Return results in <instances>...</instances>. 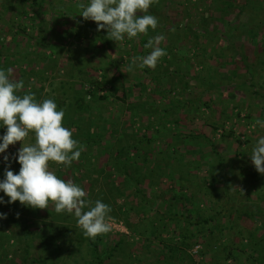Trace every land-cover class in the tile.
I'll list each match as a JSON object with an SVG mask.
<instances>
[{
    "label": "rangeland",
    "instance_id": "374dc122",
    "mask_svg": "<svg viewBox=\"0 0 264 264\" xmlns=\"http://www.w3.org/2000/svg\"><path fill=\"white\" fill-rule=\"evenodd\" d=\"M221 1L225 0H153L148 11L158 18L155 30L97 43L92 32L90 37L84 35L97 30L96 23L79 16L78 4L87 0H40L35 8L20 0H0V68L10 69L11 78L22 83L18 94L31 92L38 101L50 98L63 108V126L83 146L70 166L50 162V170L57 176L87 175L81 182L86 199H100L111 207L112 229L99 235L101 251L114 249L105 264H160L159 253L166 251L160 240L180 243L177 234L185 227L163 230L164 222H157L152 210L125 215L122 207L132 198L119 197L116 191L108 194L109 182L91 172L102 166L104 174L113 170L107 152L109 147L114 151V142L125 135L142 141L141 155L150 153V166H143L136 178L157 211L186 218L220 212L201 230L190 229L201 232L195 238L199 244L190 251L195 264H264V229L236 217L251 211L264 226V174L255 171L249 157L256 140L264 136V127L256 125L258 119L264 120V53L256 56L264 48V0L248 4L227 0L232 6L225 11ZM241 5L246 6L236 22V7ZM200 27L207 32H198ZM65 30L71 34L65 36ZM75 31L84 34L76 36ZM98 34L105 39L104 29ZM158 34L165 37L160 45L166 49L165 57L182 59L184 80L170 74L177 63L168 64L170 58H161L155 68L135 65V57L151 51L145 53L136 43ZM234 44L244 45L254 62L251 75L231 55ZM116 67L124 75V89ZM103 75L113 78L111 83H105ZM112 85L118 89L115 94ZM102 136L99 147H85L87 141ZM144 138L151 139L149 149ZM30 143H34L32 133L10 145L6 153ZM134 154L131 151L129 156ZM2 155L0 179L5 170ZM19 167L11 161L14 174ZM19 206L18 202L0 204V213L6 214L0 220L2 258L14 249L12 258L19 264L25 245L21 221L28 220L36 258L45 264H92V239L83 236L73 214L57 213L49 206L29 216ZM8 214H15L17 222ZM149 225L154 234L149 233Z\"/></svg>",
    "mask_w": 264,
    "mask_h": 264
},
{
    "label": "clouds",
    "instance_id": "9594fccd",
    "mask_svg": "<svg viewBox=\"0 0 264 264\" xmlns=\"http://www.w3.org/2000/svg\"><path fill=\"white\" fill-rule=\"evenodd\" d=\"M153 0H87L79 3L83 19L96 23L97 31L106 30V37L114 42L136 38L155 30L158 18L148 10ZM163 34L155 35L144 45L151 51L135 57L139 68H155L158 61L166 55L161 47ZM23 87L21 82L11 78V70L0 68V154L5 163L3 179H0V204L18 201L31 209H45L51 206L55 212L73 214L84 237L95 239L112 229L111 207L97 199H86L83 187L71 180L58 177L50 170V162L68 167L80 157L83 146L73 138L71 129L63 126V108L57 107L53 99L38 101L35 94H18ZM256 125L264 127V120ZM34 135V143L25 144L13 154H7L10 145L23 142L29 134ZM255 171L264 174V136H260L249 155ZM19 164L14 174L10 163ZM4 197H7L5 201ZM6 214L0 213V220Z\"/></svg>",
    "mask_w": 264,
    "mask_h": 264
},
{
    "label": "trees",
    "instance_id": "16d2710c",
    "mask_svg": "<svg viewBox=\"0 0 264 264\" xmlns=\"http://www.w3.org/2000/svg\"><path fill=\"white\" fill-rule=\"evenodd\" d=\"M20 1L24 2V3H28L29 6H31L33 8L38 7L40 5V0H20ZM250 1L247 0L246 4H248ZM221 2L224 4L222 11H225L228 8V6H230V4H229L230 2H228L227 0L221 1ZM231 6H230V8H231ZM245 6L246 5H241L239 7H236V9H237L236 15L237 16L234 19V21L237 22L238 16H240L243 13ZM230 26H231V29H234L232 24ZM231 29L229 30V32H231ZM76 31L74 33V35H76V36L84 34L83 32H76ZM91 32L93 33V37L94 36L97 37V38H95L97 43H100L103 40L104 41L108 40L106 37V30L105 29H104L105 39L101 35L98 34L99 31L94 30V29H92L91 31H88L84 35L86 37H88V36L90 37V35H92ZM198 32L205 33L207 31H206V29L200 27ZM64 33H65L64 34L65 36H67V34H71L67 30H65ZM149 37L150 36L144 37L143 39L138 41L136 44L139 45V47H144V45L147 43V39H149ZM193 37H197V36L193 35ZM90 47L95 48L96 46L93 47V45H90ZM244 47H245L244 45H237V44L232 45L231 55L234 57V59L235 58L239 59L238 61L243 65V68L245 70L246 75H251L252 66L254 65V62L253 61L251 62V60L249 59V56L247 55L245 49H243ZM138 50H139V48H138ZM141 51H142V49L139 50L140 54H141ZM147 51H148V48L144 47V52L147 53ZM261 53H264L263 47L259 52H257L256 56H258V55L260 56ZM166 58H168V57H165V56L162 57V59L167 60ZM170 59H173V60H170ZM170 59L167 61L168 64L169 63L174 64L175 61L177 62L176 65L174 64V70H172L170 74L175 75V76H179L180 80H184L186 76L181 73V71H182V68H181L182 59L176 58V56H173ZM234 59L232 58L231 62H233ZM185 62L188 63L189 60L185 59ZM116 69H117V74L120 77V82H119L120 88L122 87V89H124V87H123L124 75L118 71V67H116ZM102 77L104 80L107 79V81L105 83H111V80L113 79V78L111 79L110 77L108 79L105 75H103ZM154 81H158V79L155 78ZM184 86L185 87L187 86L186 82H185ZM209 86H210V88H212V85H209ZM111 87H112L113 93L114 94L117 93L118 89L113 85ZM238 88H240V87H238ZM144 91H145V88L142 87V92H144ZM124 94H126V93L124 92ZM100 99L105 100L106 97H101ZM81 103H82V101H80V104ZM74 126L76 127L77 125L76 124L72 125V127H74ZM0 131H1V129H0ZM113 136H114L113 133H111V137H113ZM103 139H104V137L102 136L96 141L89 140L86 142L85 147L86 148H93V147H97V146L99 147L100 141ZM114 143H115L114 145H117L116 149L113 151L112 148L109 147V150L107 152L109 154V158H110L109 164H111L113 166V170L104 174V170H103V166H102L97 173H95L92 170H91V172L94 173L95 176H99L100 178H103V180H106L109 182V185H111L112 187L107 190L108 194H112V192L116 191L118 193L119 197H124V195H126L128 198H132L130 205L128 204V205H125L124 207H122L125 215L126 214L127 215L136 214L139 211L142 213H147V212H150L152 210L155 218L157 219V222H162V221L164 222L162 225L163 230H164V228L166 230L168 227L175 226L176 231H180L179 228L181 227V225H185L183 230L177 234L179 236L180 243H177V242L173 243V241H172V242L167 244L166 240H162V239L160 240V242L162 243V247L166 248V251H162L161 253H159V256L157 259L158 263H160V264H184V262H185V264H186V262H188V264H195L194 258L190 254V251H191L193 246H196L199 244L195 238H196V236L197 237L201 236V235H197V234H200L201 232L197 231V232L191 233L190 229L192 227H195V228L199 227L201 230V227H204L207 224H211L212 222H215L216 219L219 216H221L220 212L216 213L210 217H204V218H195V217L189 218V217H187L186 218L182 215H178V214L173 213V212L157 211L153 207L154 203L149 202V199H148V197H146V194L143 190V187L141 186V183L136 178V173L143 166H146V165L148 167L150 166V161H149L150 153L145 151L141 155V153L139 152V145H140V143H142V141L140 139H132V137H129V135H125L124 139H118ZM144 143L147 144V146H144V147L149 149L151 146V139L144 138ZM131 151H134V153H135L134 157L129 156V153ZM140 164H142V166H140ZM153 169H154V166H152L149 170H153ZM59 174H60V176L58 175V177H62V179H67V180H69L68 176H70V178H72L71 181L80 185L81 187H83L81 184L83 178H88L87 175H82L81 177H75L74 173H72V175L64 174V173H59ZM117 180H119L118 183L116 182ZM115 183L117 184L116 186H114ZM181 191H182V189H180V192ZM179 196H180L179 198H183L182 195H179ZM16 202H18V201H16ZM18 204H20V203L18 202ZM20 206L27 210L26 213H28L29 216H33L35 214L38 215V213H39V209L27 208L25 206H22L21 204H20ZM16 210H19V209L16 208ZM15 213H17V212L15 211ZM119 214H121V213H119ZM8 215H9V217L15 219V216H16L15 214H8ZM236 217L244 218V219L248 220L249 222H251L253 224H257V226H260L261 228L264 229V226L261 225L260 221L255 217L254 212L241 211V213H236ZM16 222H17V220H16ZM21 223H22V228L24 231L23 235H21V236L25 240V245H24V248L22 250V255L19 259V264H45V261L43 259L36 258V256L33 254V251H31V249L34 248V246H33L34 235H33V232L31 231V229L28 225V220L27 221H21ZM149 226H150L149 227L150 228L149 233L154 234L155 229L152 228V225H149ZM144 232H146V230H144ZM168 232H173L172 233L173 236L175 235L174 231L168 230ZM202 238H203V235H202ZM101 239L102 238L98 235L95 237V239H92L89 243L91 246V251H90L91 254L90 255H91V258L93 260V261L91 260L92 264H105L106 260L111 259L113 256V252H114L113 250L114 249H112L111 251H108L106 249L104 251L100 250ZM255 246H259V244L255 243ZM1 249H3V248L0 247V250ZM2 254H4V253H0V255H2ZM13 254L15 256L14 249H13V251H11L9 256L7 255L4 258H2L0 256V264H16L13 260L14 258H12ZM258 256H259L258 258L260 259V255H258ZM259 262L262 263L263 261L260 259Z\"/></svg>",
    "mask_w": 264,
    "mask_h": 264
}]
</instances>
